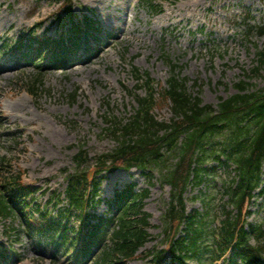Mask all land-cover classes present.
Masks as SVG:
<instances>
[{
  "label": "rangeland",
  "instance_id": "374dc122",
  "mask_svg": "<svg viewBox=\"0 0 264 264\" xmlns=\"http://www.w3.org/2000/svg\"><path fill=\"white\" fill-rule=\"evenodd\" d=\"M147 1L72 0L74 19L85 14L95 18L96 51L40 68L33 64L34 56L26 60L23 43L65 36L71 27L66 0H0V164L4 160L10 174L21 173L26 183L38 187L35 199L42 206L55 195L63 200L60 206L67 205V177L77 169L81 146L89 155L84 166H93L99 154L115 147L106 131L109 115L129 117L137 106L136 94L146 91L137 90L133 67L165 85L172 60L189 90L215 106L237 91L241 79L253 83V89L264 86V65L253 70L260 64L258 50L264 49V35L256 33L264 25V0H163L153 9ZM20 42L22 47L15 46ZM157 113L161 119L172 116L170 106ZM117 173L119 179L111 181L110 174L103 180L97 213L112 215L108 200L116 189L130 183L137 190L148 187L144 210L150 213L151 238L129 264H153V251L168 248L163 221L171 187L161 182L157 169L151 177L135 168ZM221 173L217 167L209 181L218 184L225 176ZM204 186L189 188L188 209L205 210L202 201L191 198ZM250 204L249 221L264 228V194ZM19 223L0 216V248L21 257L13 264H69L70 255L49 237L40 244L23 228L16 231ZM164 263L171 264L169 257Z\"/></svg>",
  "mask_w": 264,
  "mask_h": 264
},
{
  "label": "trees",
  "instance_id": "16d2710c",
  "mask_svg": "<svg viewBox=\"0 0 264 264\" xmlns=\"http://www.w3.org/2000/svg\"><path fill=\"white\" fill-rule=\"evenodd\" d=\"M157 1L148 0V3L155 6ZM94 23L86 15L82 24L89 31L94 30ZM79 26L81 21L73 23L74 33L68 36L72 44L77 43L75 36H81ZM248 33L251 34V29ZM256 33L264 35V26ZM258 56L260 64L253 70H260L264 65V49L258 50ZM169 65L170 75L165 85L156 84L148 72H137V88H145V95H136L137 106L128 118L113 116L107 119L106 131L115 138L117 145L110 152L99 155L93 169L78 168L68 176V207L58 209L55 216L48 208L30 206L22 192L27 194L32 187L22 184L20 174L11 175L0 169V214L19 217L25 230L39 237L60 233L58 246L69 241L73 246H80L75 261L92 255V247L102 244L105 228L110 223L113 226L111 244L103 247L95 264H127L149 238L146 230L149 213L143 210L148 188L137 192L130 185L117 192L110 204L115 216L92 224L93 229L86 233L87 237L85 227L81 231L63 220H69L73 214L80 217L90 214L88 208L96 203L99 177L103 172L133 166L150 173L157 169L161 181L171 185L165 216L170 251L175 260L195 259L198 264H207L212 252L216 251L213 259H217L231 250L233 264H237L234 262L237 259L244 264H263L264 231L253 224L247 230L245 215L251 213L246 204L260 185L264 168V86L253 89V83L241 79L235 84L237 92L222 97L215 107L204 104L199 94L189 90L187 78L181 77L176 62L170 60ZM165 106H170L172 117L161 120L156 111ZM76 159L79 165L88 159L84 149L81 148ZM211 159L236 164L235 175L226 182L224 195L227 194V199L221 213L224 217L217 230L212 226L217 191L211 183L207 182L205 189H199L198 194L192 196L204 203L205 211L196 209L187 213L186 206L189 186L197 187L206 181L208 168L204 164ZM183 223H186L185 234L178 236ZM71 231L76 235L71 237ZM253 236L257 244L251 243ZM66 248L69 250V246ZM0 254L7 256L6 251ZM162 258L163 252H159L154 262L161 264Z\"/></svg>",
  "mask_w": 264,
  "mask_h": 264
},
{
  "label": "bare ground",
  "instance_id": "6f19581e",
  "mask_svg": "<svg viewBox=\"0 0 264 264\" xmlns=\"http://www.w3.org/2000/svg\"><path fill=\"white\" fill-rule=\"evenodd\" d=\"M117 174H119V173H114L113 175H111V181H115V180H117V179H119V177L121 176V175H117Z\"/></svg>",
  "mask_w": 264,
  "mask_h": 264
}]
</instances>
